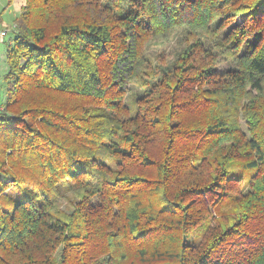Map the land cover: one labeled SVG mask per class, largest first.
<instances>
[{
    "label": "trees",
    "instance_id": "16d2710c",
    "mask_svg": "<svg viewBox=\"0 0 264 264\" xmlns=\"http://www.w3.org/2000/svg\"><path fill=\"white\" fill-rule=\"evenodd\" d=\"M14 24L0 264H264V0H24Z\"/></svg>",
    "mask_w": 264,
    "mask_h": 264
},
{
    "label": "rangeland",
    "instance_id": "374dc122",
    "mask_svg": "<svg viewBox=\"0 0 264 264\" xmlns=\"http://www.w3.org/2000/svg\"><path fill=\"white\" fill-rule=\"evenodd\" d=\"M24 0H0V17L3 18V26H11L14 24L16 16L19 14L21 5ZM2 25V24H1ZM6 40L0 41V104L4 102L6 97L5 75L8 70L6 62ZM3 106L0 105V109Z\"/></svg>",
    "mask_w": 264,
    "mask_h": 264
},
{
    "label": "built area",
    "instance_id": "2783aa9c",
    "mask_svg": "<svg viewBox=\"0 0 264 264\" xmlns=\"http://www.w3.org/2000/svg\"><path fill=\"white\" fill-rule=\"evenodd\" d=\"M15 26H16L15 24L9 27L0 24V41L7 39L9 33L12 31V29L15 28Z\"/></svg>",
    "mask_w": 264,
    "mask_h": 264
},
{
    "label": "crops",
    "instance_id": "0c3cea01",
    "mask_svg": "<svg viewBox=\"0 0 264 264\" xmlns=\"http://www.w3.org/2000/svg\"><path fill=\"white\" fill-rule=\"evenodd\" d=\"M0 24L5 25V24L3 23V18H1V17H0ZM9 37H10V36H8L7 39H5V40H8Z\"/></svg>",
    "mask_w": 264,
    "mask_h": 264
}]
</instances>
